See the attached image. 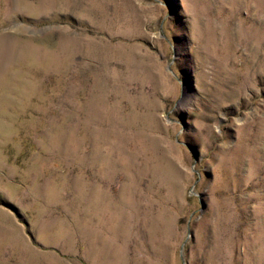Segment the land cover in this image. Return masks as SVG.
<instances>
[{
	"label": "rangeland",
	"instance_id": "1",
	"mask_svg": "<svg viewBox=\"0 0 264 264\" xmlns=\"http://www.w3.org/2000/svg\"><path fill=\"white\" fill-rule=\"evenodd\" d=\"M0 264H264V0H0Z\"/></svg>",
	"mask_w": 264,
	"mask_h": 264
}]
</instances>
